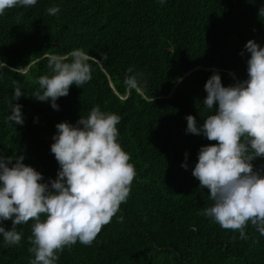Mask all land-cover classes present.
<instances>
[{"label":"trees","instance_id":"trees-1","mask_svg":"<svg viewBox=\"0 0 264 264\" xmlns=\"http://www.w3.org/2000/svg\"><path fill=\"white\" fill-rule=\"evenodd\" d=\"M261 9L264 0H37L0 15V154L23 155L44 182L55 179L56 125H74L99 106L121 116L119 143L137 172L127 202L91 246L65 248L57 264H264V236L253 226L240 239L198 214L213 201L192 171L200 148L214 142L186 131L188 115L202 126L214 111L203 105L213 71L225 87L247 79L246 43L264 47ZM75 49L95 58L92 78L72 85L57 111L34 98L38 80L51 75L53 55L67 58ZM137 74L140 91L125 83ZM17 85L24 95L15 101ZM14 103L23 125L9 120ZM253 164L264 174V158ZM2 226L11 230L12 221ZM31 226H17L19 245L0 235V264H30Z\"/></svg>","mask_w":264,"mask_h":264},{"label":"clouds","instance_id":"clouds-1","mask_svg":"<svg viewBox=\"0 0 264 264\" xmlns=\"http://www.w3.org/2000/svg\"><path fill=\"white\" fill-rule=\"evenodd\" d=\"M36 4L37 0H0V15L6 9ZM59 11L58 6L52 7L48 14L55 16ZM245 50L250 54L247 79L225 87L219 72L213 71L204 85L207 96L203 105L214 111L202 126L194 116L186 117L187 133L214 142L200 148L192 171L213 201L198 214L225 230L238 231L240 239H247L249 224L264 236V174L253 164L264 158V47L249 40ZM91 59L95 58L83 49L73 50L67 58L53 55L49 62L52 73L39 77L40 91L34 98L50 100L58 111L56 101L68 96L72 85L82 88L90 82ZM139 75L126 78L130 89L141 90ZM22 95L17 85L15 101ZM21 109L14 103L9 120L23 125ZM120 122V115L95 106L74 125L58 123L50 151L59 170L56 178L47 182L34 167L23 163V155L13 159L0 154V235L7 245H19L22 232L17 226L31 221L28 242L34 259L30 264H57L60 253L77 242L91 246L127 202L137 172L129 162L130 154L119 143ZM182 167L187 169V164ZM119 219L122 222L123 216ZM8 220L12 221L11 230L2 226Z\"/></svg>","mask_w":264,"mask_h":264},{"label":"water","instance_id":"water-1","mask_svg":"<svg viewBox=\"0 0 264 264\" xmlns=\"http://www.w3.org/2000/svg\"><path fill=\"white\" fill-rule=\"evenodd\" d=\"M232 74V76L236 79V76H235V74L234 73H231Z\"/></svg>","mask_w":264,"mask_h":264}]
</instances>
